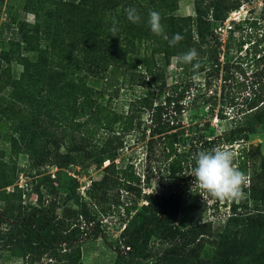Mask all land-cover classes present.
Listing matches in <instances>:
<instances>
[{
    "label": "trees",
    "instance_id": "1",
    "mask_svg": "<svg viewBox=\"0 0 264 264\" xmlns=\"http://www.w3.org/2000/svg\"><path fill=\"white\" fill-rule=\"evenodd\" d=\"M177 1L79 0L75 4L74 0H60L55 19L42 6L37 10L34 8L37 21L31 26L32 32L37 33L40 26L50 34L55 32L54 41L61 37L60 41L65 43L64 40L68 39L72 53L63 55L65 62L57 69L45 67L47 55L40 53L26 63L25 71L33 68V72L12 79V98L22 103L30 113L27 120L17 124L14 130L17 139L26 143L28 149L39 142L44 145L50 143L56 170L40 176L35 187L39 194L37 205L17 217L16 227L7 236L5 244L24 242L22 245L27 253H48L50 259L60 264H85L79 252L85 242H77V235L90 228L89 233L97 237L100 230L89 225L94 221V214L88 202L77 192L78 180L70 176L66 168L88 161L103 171L100 179L91 180L89 195L103 200L108 188L118 185L127 198V209H136L138 223L127 239L125 246L128 250H134L141 240L147 243L151 235L168 240L163 252L151 260L153 264H244V260L254 254L264 255V193L258 184L257 174L248 180L245 198L239 203L230 202L220 228H214L210 220L179 227L176 218L182 198L178 192H146L148 184L141 186L139 178H118L117 174L122 170L117 171L115 163L125 148L123 137L129 128L136 129L138 139L148 137L145 142L148 147L151 148L153 142L159 144L166 159L176 156L165 169L167 176L175 180L176 173L182 174L181 179H184L183 173L190 166L187 162L191 155L190 147L194 143L198 144L199 150L202 147L210 149L219 143L241 145L242 151L248 147L251 150V145L247 144L250 136L264 122V66L251 79L245 77L238 82V87H244L247 94H242L241 102H238L239 96L225 93L224 89L218 96L210 88L220 78V71L230 69L228 63L221 59L222 43L216 28L230 10L238 8L241 0H212L211 6H197L195 17L176 15ZM128 7L137 9L141 17L139 23L127 19L125 10ZM40 10L43 13L40 14ZM152 10L160 13L169 39L176 33L183 36L178 44L170 46L163 35L151 32L147 19ZM113 17L118 22L117 36L110 32ZM189 26H193L194 31L188 29ZM23 41L29 39L24 37ZM10 43L12 48L19 46V41ZM193 48L198 52V59L192 64L180 65L183 69L197 65L199 71H204V86L195 87L191 96H186L190 85L176 86L172 93L167 92L162 102L154 104L151 100L153 89L164 88V68L169 59H177ZM66 50L61 48L62 52ZM1 60L10 61L4 52L0 53ZM221 80L224 81L223 86L231 81L228 75ZM159 81L161 86H157ZM136 82L146 88L145 96L131 99L125 115L114 112L112 101L119 98L120 89ZM246 87L249 90L246 91ZM103 99L106 103L101 102ZM218 103L233 106L232 126L222 136L214 135L210 120L213 116L219 119L226 117L223 107L215 110ZM145 109L149 123L140 128V120H134L135 111L141 115ZM187 109L194 112L186 125L181 116ZM40 114L48 117L51 125L59 128L60 132L43 128L39 123ZM86 115V119H81ZM116 123L120 124L117 128L114 127ZM99 128L103 129L101 134L98 133ZM188 132L192 134L189 136ZM178 143L189 144L190 147L177 152ZM256 153L264 169V155L257 150ZM192 164H195L193 159ZM67 177L72 180L70 188ZM40 188L50 194L64 190L66 198L75 207H64L60 216L53 214L55 210L52 209V217L47 216L50 210L43 205ZM140 199L144 202L140 203ZM66 225L71 229H66ZM60 229L65 231L64 235L59 234ZM54 233L59 240L68 242L66 247L53 245ZM132 252L128 251L130 255L125 256L123 264H148L150 261L131 256ZM29 264L48 263L37 259Z\"/></svg>",
    "mask_w": 264,
    "mask_h": 264
},
{
    "label": "rangeland",
    "instance_id": "2",
    "mask_svg": "<svg viewBox=\"0 0 264 264\" xmlns=\"http://www.w3.org/2000/svg\"><path fill=\"white\" fill-rule=\"evenodd\" d=\"M78 1L74 0L75 4ZM210 1L212 0H178L175 14L195 17V8L197 6L200 8L211 6ZM60 5V0H0V53H6L10 59L8 62L0 61V264H29L37 259L48 264H60L53 258L50 259L48 253H27L23 246L24 242L18 241V244L12 243L9 246L5 244L8 240L7 236L11 235L16 227L17 217L22 216L24 212L37 205L39 194L35 187L40 176L45 173H54L56 170L55 161L52 157L53 146L50 143L44 145V143L39 142L28 149L26 143L19 138L17 139L18 135L14 130L17 124L27 120L30 113L22 103H17L12 98L11 84L12 79H18L24 73L28 75L33 72V68L25 71L26 63L37 58L40 53L47 55L48 62L45 67L57 69L65 62L63 55L72 51L68 39L62 43L61 37L58 39L56 37L57 41H54L55 32L50 34L41 26L37 33H33L31 30V26L37 21L34 8L37 10L42 6L41 8L49 10L55 19V10ZM219 5L225 6L227 4ZM41 13L43 11L40 10ZM47 17L49 18L48 15ZM187 28L194 31L193 26ZM26 31L27 34H24ZM216 33L222 43L221 59L228 63L230 69L220 71V78L214 81L210 88L218 96L224 89L223 92L225 93L230 92L237 97L239 96L238 102H241L242 94H247L243 91L244 87H238V82L243 81L245 77L248 80L251 79L250 77L260 72L261 67L264 66V60H262L264 55V0H241L238 8L230 10L224 21L218 24ZM24 37L29 41L24 42ZM10 41H19V46L12 48ZM61 48L67 50L62 52ZM180 64L176 57L169 59L168 65L164 68V88L153 89L154 95L151 96V100L154 104H158L159 101L162 102L167 96V92L172 93L176 86L181 88L185 84L190 85L186 96H191L195 92V87L202 88L204 86V71H199L197 65L183 69ZM227 75L231 81L229 85L225 83L226 86H223L224 81L221 78ZM160 84L161 81L158 82L157 86H161ZM145 90L146 88L138 82L123 85V88L120 89L119 98L112 101L111 106L114 112L125 115L129 111L131 99L138 95L145 96ZM245 90L249 89L246 87ZM107 98L106 95L105 99ZM101 102L106 103L104 99ZM221 107L226 112L225 118L210 117L212 129L216 136H222L223 132L232 126L230 118L233 106L218 103L215 110ZM203 111L206 109L203 108ZM192 112L194 111L187 109L183 113L181 120L184 124L187 125ZM135 116V122L140 120V128L143 124L149 123L146 109L141 115L135 111ZM39 118V123L43 128L47 127L60 132L59 128L51 125L48 117L40 114ZM86 118L87 115L81 119ZM118 126H120L119 123L114 124L115 128ZM135 131V128H129L123 137L125 148L115 163V169L117 171L122 170L118 172V178L128 180L139 178L141 186L148 184L146 192L151 190L161 194H168L172 191L178 192L182 198V205L176 218L179 227L184 228L197 222L210 220L214 228H220L224 224L230 202L211 198L205 202L199 193L200 189L196 186L193 187L194 178L190 174L195 164H192V159L199 150L198 144L197 146L194 145L195 139L192 142L194 143L192 147L189 144H176L177 152L186 151L190 147L191 155L188 156L187 161L190 166L183 173L184 179H181L182 174L176 173L174 180L171 176H167L165 169L168 162L176 156L166 159L159 144L153 142L152 147H148L145 143L148 137L138 139L139 135ZM102 132L103 129L99 128L98 133L101 134ZM187 134L190 136L192 133L188 132ZM247 144L251 145V150H248V147L247 150L242 151L241 145L228 143H219L210 149L229 147L235 153L234 166L243 171L248 180L257 174L258 184L264 193V169L260 157L256 153L257 150L264 155V122L256 127L255 133L250 136V141ZM210 149L202 147V150ZM60 150L63 151L64 148L61 147ZM185 165L186 163L183 166ZM67 169L68 174L78 180L77 192L88 202L94 214V221L89 225H95L100 230L97 237L89 233L90 228L77 235V242H85L84 247L79 250L81 260L85 264H123L124 258L130 255L128 251H133L131 256L142 260L145 258L146 260H154L168 246V240L164 241L156 235H151L147 243L141 240L134 250H128L125 245L134 225L138 223V216L136 209H127L128 202L123 191L119 189L118 185L112 186L108 188L105 199H94L89 195L88 188L91 180L101 178L102 168L84 161L80 164L69 165ZM67 180L70 188L72 180L68 177ZM6 182L9 184L5 185ZM40 190L43 205L50 210L46 214L47 216L52 217L53 214L60 216L64 207H75L66 198L64 190L52 194L45 192L43 188ZM143 202L140 199V203ZM52 209L55 210L53 214ZM66 229L71 228L66 225ZM63 232L65 231L59 230V234L64 235ZM53 235L54 246L58 248L67 246L68 242L59 240L55 233ZM244 264H264V255L254 254L245 259Z\"/></svg>",
    "mask_w": 264,
    "mask_h": 264
},
{
    "label": "clouds",
    "instance_id": "3",
    "mask_svg": "<svg viewBox=\"0 0 264 264\" xmlns=\"http://www.w3.org/2000/svg\"><path fill=\"white\" fill-rule=\"evenodd\" d=\"M126 16L132 23H139L141 17L135 7H128ZM162 17L159 12L152 10L148 14L147 24L152 33L157 36L163 35L170 46H175L183 36L176 33L171 39L165 34ZM116 19L112 18L113 26L110 28L112 36H117ZM198 59L196 49H190L177 57L178 63L192 64ZM235 153L229 147H216L210 150H199L193 155L195 166L191 176L194 178V186L200 189L199 193L206 202L208 198L239 203L245 198L244 189L248 183L247 175L238 167L234 166ZM148 264H153L150 260Z\"/></svg>",
    "mask_w": 264,
    "mask_h": 264
}]
</instances>
